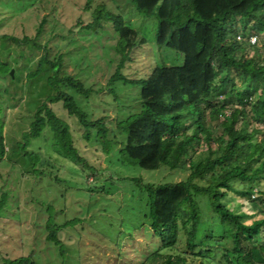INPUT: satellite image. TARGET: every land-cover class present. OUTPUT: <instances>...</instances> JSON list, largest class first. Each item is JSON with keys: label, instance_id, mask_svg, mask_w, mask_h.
Masks as SVG:
<instances>
[{"label": "trees", "instance_id": "trees-1", "mask_svg": "<svg viewBox=\"0 0 264 264\" xmlns=\"http://www.w3.org/2000/svg\"><path fill=\"white\" fill-rule=\"evenodd\" d=\"M131 1L139 13L158 20L157 45L183 54L185 62L180 66H156L149 78L140 81L141 112L119 123L121 133L126 135L121 152L148 171L162 166L174 170L187 164L191 167L185 181L140 184L148 196V223L143 221L142 226L152 243H147L144 264H264V218L251 220L226 202L231 192L248 198L264 185V132H259L264 127V94L255 100L264 86V0ZM92 17L84 31L103 33L110 26L118 39L116 50L122 60L111 82L138 84L121 72L132 60L138 32L125 23L121 14L105 6L98 7ZM46 23L44 18L37 37L44 35ZM252 36H257L261 46L250 42ZM9 38L18 45L32 44L46 51L32 77L48 68L54 73L49 85L56 95L49 96L38 108L31 132L25 136L27 143L50 129L56 146L66 157L79 164L84 162L73 145L69 125L50 108L62 102L84 128L86 139L91 140L96 131L98 142L109 154L112 150L107 126L102 121H91L75 97H89L92 90L73 76L61 74L64 56L52 60L47 44H40L37 38ZM0 69L10 74L9 67L1 62ZM215 117L224 129L215 140L220 142L217 147L212 146L211 123ZM203 143L207 150L201 153ZM6 152L4 124L0 123V159ZM200 181L207 185H200ZM261 194L264 196V191ZM5 205L3 198L0 212ZM214 217L216 221H212ZM48 227L49 240L63 249L58 237L60 228L52 218ZM207 227L216 232L204 238ZM181 230L187 237L189 252L177 250ZM214 248L222 249L221 253L216 254ZM5 261L39 264L29 257Z\"/></svg>", "mask_w": 264, "mask_h": 264}, {"label": "rangeland", "instance_id": "rangeland-1", "mask_svg": "<svg viewBox=\"0 0 264 264\" xmlns=\"http://www.w3.org/2000/svg\"><path fill=\"white\" fill-rule=\"evenodd\" d=\"M101 6L121 14L125 23L138 32L132 60L121 69L124 76L138 84L111 82L122 60L112 27L103 33L83 30ZM44 18L45 33L37 37ZM157 31L158 20L139 13L131 0H0V62L10 69V74L0 69V123L4 124L7 151L0 159V200L6 198L0 212V264L28 257L39 264H144L147 243H152L142 226L148 223V196L140 186L175 184L191 174L189 164L183 169L162 166L155 171L144 170L121 152L126 135L121 133L119 123L141 112L140 81L149 78L156 66H180L185 62L183 54L157 45ZM9 37L37 38L40 44H47L52 60L64 56L61 74L73 76L92 90L89 97H75L91 121H102L107 126L112 150L109 154L98 142L96 131L91 140L86 139L84 128L62 102L50 108L69 125L73 145L84 162L79 164L66 157L56 146L50 129L27 143L25 136L31 132L38 108L49 96L56 95L49 85L54 73L48 68L32 77L46 51L32 44L18 45ZM263 94L264 86L255 100ZM246 118L251 121L249 115ZM213 120L212 146L217 147L220 142L215 140L224 129L218 117ZM259 132L262 134L264 127ZM206 150L203 143L200 152ZM262 191L264 185L248 198L231 192L226 202L238 214L262 219ZM51 218L60 228L58 237L63 249L49 240ZM205 231L204 238L216 232L212 227ZM214 249L216 254L221 253L222 249ZM177 250L189 252L184 230Z\"/></svg>", "mask_w": 264, "mask_h": 264}, {"label": "built area", "instance_id": "built-area-1", "mask_svg": "<svg viewBox=\"0 0 264 264\" xmlns=\"http://www.w3.org/2000/svg\"><path fill=\"white\" fill-rule=\"evenodd\" d=\"M239 39H241L240 37H239ZM250 42L253 44V45H256L257 43H258V38H257V36H252L251 37V39H250ZM256 196H254V198H255Z\"/></svg>", "mask_w": 264, "mask_h": 264}, {"label": "water", "instance_id": "water-1", "mask_svg": "<svg viewBox=\"0 0 264 264\" xmlns=\"http://www.w3.org/2000/svg\"><path fill=\"white\" fill-rule=\"evenodd\" d=\"M11 76L14 77V72H13V70L11 71Z\"/></svg>", "mask_w": 264, "mask_h": 264}]
</instances>
